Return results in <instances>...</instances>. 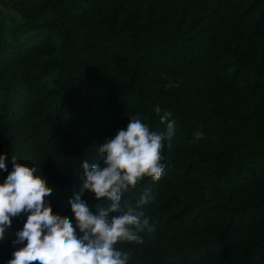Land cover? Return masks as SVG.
<instances>
[{
    "label": "trees",
    "instance_id": "16d2710c",
    "mask_svg": "<svg viewBox=\"0 0 264 264\" xmlns=\"http://www.w3.org/2000/svg\"><path fill=\"white\" fill-rule=\"evenodd\" d=\"M0 153L47 178L54 217L74 219L83 160L139 113L176 121L154 230L119 242L129 264H264V0H0ZM204 133L195 140V133ZM8 173L0 170V182ZM95 208L106 204L84 191ZM24 217L13 218L12 232ZM12 236L0 242V264Z\"/></svg>",
    "mask_w": 264,
    "mask_h": 264
},
{
    "label": "clouds",
    "instance_id": "9594fccd",
    "mask_svg": "<svg viewBox=\"0 0 264 264\" xmlns=\"http://www.w3.org/2000/svg\"><path fill=\"white\" fill-rule=\"evenodd\" d=\"M153 111L165 125L151 129L139 113L128 118L125 127L98 145L101 160H83L84 172L79 193L68 204L74 219L54 217L47 204L52 198L47 178L36 165L21 163L0 153V170L8 174L0 182V242L12 236L15 246L6 264H129L131 253L117 247L119 242L143 243V233L154 230L147 208L156 196L145 189L137 199H125L146 178L158 181L165 163L162 150L171 142L176 121L173 113L159 104ZM204 133L197 131L195 140ZM84 191L105 200L95 208L82 198ZM24 217L23 226L12 232L13 218Z\"/></svg>",
    "mask_w": 264,
    "mask_h": 264
},
{
    "label": "rangeland",
    "instance_id": "374dc122",
    "mask_svg": "<svg viewBox=\"0 0 264 264\" xmlns=\"http://www.w3.org/2000/svg\"><path fill=\"white\" fill-rule=\"evenodd\" d=\"M0 12L4 15H8V16L10 15V13L7 10L3 9L2 7H0Z\"/></svg>",
    "mask_w": 264,
    "mask_h": 264
}]
</instances>
